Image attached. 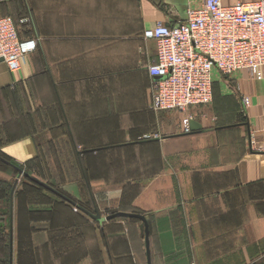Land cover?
<instances>
[{"label":"crops","instance_id":"1","mask_svg":"<svg viewBox=\"0 0 264 264\" xmlns=\"http://www.w3.org/2000/svg\"><path fill=\"white\" fill-rule=\"evenodd\" d=\"M203 1L0 0V18L26 19L21 37L37 40L18 71L0 62V158L38 180L45 164L76 165L87 190L106 180L123 194L117 212L146 218L151 264H264V77L214 73L210 105L149 107L156 44L144 31ZM11 194L7 264H147L141 221L98 223L68 204L85 220L55 234L60 222L19 220Z\"/></svg>","mask_w":264,"mask_h":264},{"label":"built area","instance_id":"2","mask_svg":"<svg viewBox=\"0 0 264 264\" xmlns=\"http://www.w3.org/2000/svg\"><path fill=\"white\" fill-rule=\"evenodd\" d=\"M143 38L156 44V62L148 67L153 111L185 113L210 105L214 73L264 77V0L229 7L221 0H204L186 9L182 23H158ZM36 49L37 40L21 39L12 18H0V60L9 72L18 71ZM190 132L185 127L184 133Z\"/></svg>","mask_w":264,"mask_h":264},{"label":"rangeland","instance_id":"3","mask_svg":"<svg viewBox=\"0 0 264 264\" xmlns=\"http://www.w3.org/2000/svg\"><path fill=\"white\" fill-rule=\"evenodd\" d=\"M39 167H41L39 171L44 169V171H40L39 173L45 177V179H40L43 183L49 185L52 184L56 191L71 199L76 204L82 207L85 206L84 208L88 209L90 212L97 209L103 219L117 212V209L122 208L123 194L119 196V200L114 199L112 196H108L106 192V189L108 188L106 180H101L99 182L101 185L98 187L92 188L90 186L91 188L89 187L88 190L82 188L80 184H78V181H76L74 171L77 167L74 164L66 165V172L63 171L62 165L59 166V168H56V165L52 164H45L43 168L42 166ZM149 167H153V165L146 166V168H148L147 170L151 171ZM101 168L105 171L106 165H101ZM15 179L16 174L14 171L11 170L9 172L5 167L0 168V180L8 185V190L6 189L5 196H0V241H4L5 244V255L7 257L5 259L6 264L8 259L7 247L9 246V190L12 189ZM88 182L91 183L93 181L88 180ZM111 183L114 187H119L122 184V181L115 180L111 181ZM13 189L11 197L13 199L14 208L17 211L14 214H17L16 216L19 220L49 219L52 226H58L60 222L61 227H63H52V231H54L55 234L59 233L61 235L67 233L69 236L76 235L75 233L78 229L64 228V225H66L68 221L85 220V217L82 214L74 210L75 208H71L64 201L34 185L23 177L18 179V182ZM27 205H29V208ZM64 221H66V223H64ZM86 229L87 228L84 227V230ZM22 230L24 231L25 237L27 235V229L23 228ZM54 233L52 235H54ZM3 251L4 250L2 249L0 253H3Z\"/></svg>","mask_w":264,"mask_h":264},{"label":"water","instance_id":"4","mask_svg":"<svg viewBox=\"0 0 264 264\" xmlns=\"http://www.w3.org/2000/svg\"><path fill=\"white\" fill-rule=\"evenodd\" d=\"M0 62H2V60H0ZM198 128V125L195 122H191L190 123V130L194 131ZM16 172H17V176L18 177H26L29 180H31L33 183H35L36 185L44 188L45 190L51 192L52 194L58 196L59 198H61L62 200L70 203L71 205L77 207V209H79L81 212H83L84 214H86L88 217H90L92 220L101 223L103 221H110L113 219H119V218H123V219H135L138 221L142 222V226H141V230L142 233L144 235L145 238V245H146V254H147V264H151V258H150V249H149V229H148V223L146 221V218L143 215H139V214H132V213H125V212H117L115 214H112L110 216L105 217L104 219L101 217V215L99 214L98 210H95L94 214L89 213L88 211L78 207L75 205L74 202H72L70 199L66 198L65 196H63L62 194H60L58 191H56L55 189L51 188L50 186H48L47 184L41 182L40 180L29 176L28 174L22 172V170L18 169L17 167L9 164Z\"/></svg>","mask_w":264,"mask_h":264},{"label":"trees","instance_id":"5","mask_svg":"<svg viewBox=\"0 0 264 264\" xmlns=\"http://www.w3.org/2000/svg\"><path fill=\"white\" fill-rule=\"evenodd\" d=\"M23 20H26V19H23ZM16 23V25H17V27L19 28V36H20V38L21 39H31L30 37H21V33L20 32H26L25 30H26V28H25V26L28 24V22L27 23H24V24H20V22H15ZM7 168V170L10 172L11 170L12 171H14L15 172V174H17V172L9 165V163H7L6 161H4L3 159H1L0 158V168ZM30 176V175H29ZM26 180H28V181H30V182H32L31 180H29L28 178H26V177H24ZM33 183V182H32ZM34 185H36L35 183H33ZM48 186H50L51 188H53V185L52 184H47ZM36 186H38V185H36ZM38 187H40V186H38ZM41 189H43L44 190V188H42V187H40ZM6 189L8 190V185L4 182V181H1L0 180V196H5V194H6ZM54 189V188H53ZM11 191H12V189H10L9 190V194H11ZM54 195V194H53ZM54 196H56V195H54ZM57 198H59L58 196H56ZM66 197V196H65ZM67 198V197H66ZM60 200H62L61 198H59ZM69 199V198H68ZM71 200V199H70ZM62 201H64V200H62ZM72 201V200H71ZM9 202H10V196H9ZM64 202H66V201H64ZM72 202H74V201H72ZM67 204H69V205H71L70 203H68V202H66ZM75 203V202H74ZM75 205L76 206H78V207H80V208H82V209H84V210H86L84 207H82V206H80V205H78V204H76L75 203ZM73 206V205H72ZM89 212V211H88ZM94 212L95 211H93V212H89V213H92V214H94ZM119 212H122V211H119ZM115 213H117V212H115ZM115 213H113V214H115ZM126 213V212H125ZM112 215V214H111ZM110 216V215H109ZM114 220V219H113ZM135 220V219H134ZM111 221V220H110ZM0 251L3 249L4 251H3V254H2V252H1V254L5 257V254H6V250H5V244H4V241H0ZM7 249L9 250V247H7Z\"/></svg>","mask_w":264,"mask_h":264}]
</instances>
